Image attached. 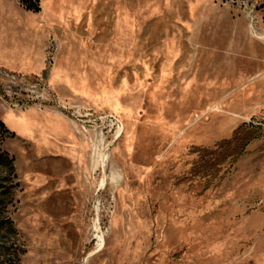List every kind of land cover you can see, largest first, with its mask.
Instances as JSON below:
<instances>
[{"label": "rangeland", "instance_id": "obj_1", "mask_svg": "<svg viewBox=\"0 0 264 264\" xmlns=\"http://www.w3.org/2000/svg\"><path fill=\"white\" fill-rule=\"evenodd\" d=\"M40 7L0 0V264H264V0Z\"/></svg>", "mask_w": 264, "mask_h": 264}, {"label": "trees", "instance_id": "obj_2", "mask_svg": "<svg viewBox=\"0 0 264 264\" xmlns=\"http://www.w3.org/2000/svg\"><path fill=\"white\" fill-rule=\"evenodd\" d=\"M21 4L25 7L26 10L32 12H40V0H20ZM0 126L3 127L4 124L0 122ZM244 126L237 128L233 136L229 139L223 140L220 144L217 145L214 151L218 148L224 149L220 154L218 164L224 163L229 157L237 158L239 157L245 148V146L252 140V136L248 132H244ZM8 168L11 171H14V158L9 155L6 151H3L0 147V168ZM5 186L0 183V193L5 194L7 191H4ZM9 232L14 234L15 228L13 222L9 217L0 216V233ZM5 261H1V264Z\"/></svg>", "mask_w": 264, "mask_h": 264}, {"label": "crops", "instance_id": "obj_3", "mask_svg": "<svg viewBox=\"0 0 264 264\" xmlns=\"http://www.w3.org/2000/svg\"><path fill=\"white\" fill-rule=\"evenodd\" d=\"M11 30H12L11 28L10 29L5 28L4 33H1L0 34V43L3 42V37L6 36V34L8 33V31H11ZM258 37L264 39V36L263 35H259ZM30 38H31V45H30V48L29 49H17L14 52L15 55H16V58H15V62H16L15 65L16 66L19 65L20 61L22 60L23 55L26 56V55H29L30 54L31 49H32V44H33L32 42L34 41V38H32L31 36H30ZM40 41L43 42V37H41ZM0 66H7V65L0 63ZM8 67H12V66H8Z\"/></svg>", "mask_w": 264, "mask_h": 264}, {"label": "built area", "instance_id": "obj_4", "mask_svg": "<svg viewBox=\"0 0 264 264\" xmlns=\"http://www.w3.org/2000/svg\"><path fill=\"white\" fill-rule=\"evenodd\" d=\"M253 22H254V20H252V25H253ZM260 34H263V33H260ZM263 35H264V34H263ZM263 41H264V40H263ZM57 50H58V44H57V41H56L55 39H54V40H51L50 43H49V51H50V53L53 55ZM0 74H3V75H6V76H8V77H12V78H14L13 74H11V73H9V72H7V71L0 70ZM63 108L66 109V106H63ZM75 109H76V113H79V112H81L82 107H81V106H76ZM89 114L91 115V112H90ZM108 116H111V117L115 118V119L120 123V125H121V127H122V129H121V132H122V130H123V125H122L121 121H120L117 117H115V116H113V115H108ZM77 117H78V116H77ZM121 132H120V134H121ZM120 134H119V135H120ZM119 135H118V136H119ZM118 136H117L116 138H118Z\"/></svg>", "mask_w": 264, "mask_h": 264}, {"label": "bare ground", "instance_id": "obj_5", "mask_svg": "<svg viewBox=\"0 0 264 264\" xmlns=\"http://www.w3.org/2000/svg\"><path fill=\"white\" fill-rule=\"evenodd\" d=\"M120 132H121V129H119V131H118V135L120 134ZM102 159H105V157L102 156ZM99 241H100V242H99V247H100V246H101V241H102V238H101V237H99ZM96 247H97V246H96ZM91 254H92V253H91ZM91 254H90V255H91ZM90 255H89V256H90Z\"/></svg>", "mask_w": 264, "mask_h": 264}]
</instances>
